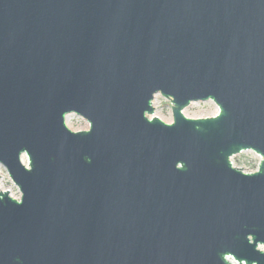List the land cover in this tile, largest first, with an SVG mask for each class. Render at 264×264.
<instances>
[{
    "label": "water",
    "instance_id": "95a60500",
    "mask_svg": "<svg viewBox=\"0 0 264 264\" xmlns=\"http://www.w3.org/2000/svg\"><path fill=\"white\" fill-rule=\"evenodd\" d=\"M0 165V264H264V0H0Z\"/></svg>",
    "mask_w": 264,
    "mask_h": 264
},
{
    "label": "rangeland",
    "instance_id": "374dc122",
    "mask_svg": "<svg viewBox=\"0 0 264 264\" xmlns=\"http://www.w3.org/2000/svg\"><path fill=\"white\" fill-rule=\"evenodd\" d=\"M154 113L148 116L149 119L158 118L165 124L172 123L171 104L169 100L164 99L159 94L154 96L152 101ZM184 117L188 119H205L211 118L218 114V108L211 102L191 103L182 111ZM66 127L72 132H80L88 130V123L82 118L70 114L65 118ZM260 157L252 151H244L230 158V162L234 168L240 169L243 173L249 174L257 171L260 163ZM22 163L26 165V158L22 157ZM0 191L9 193V196L15 200L20 198L17 187L12 183L4 167L0 165ZM264 250L263 248H260ZM232 264H236L231 259Z\"/></svg>",
    "mask_w": 264,
    "mask_h": 264
}]
</instances>
